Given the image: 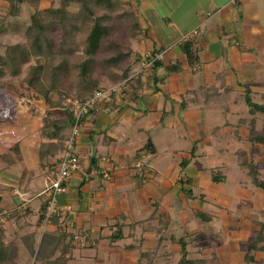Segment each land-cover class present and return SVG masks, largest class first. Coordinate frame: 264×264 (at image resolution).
<instances>
[{
	"label": "crops",
	"instance_id": "1",
	"mask_svg": "<svg viewBox=\"0 0 264 264\" xmlns=\"http://www.w3.org/2000/svg\"><path fill=\"white\" fill-rule=\"evenodd\" d=\"M125 3L136 19L131 37L138 45L136 58L125 65L127 76L138 67L141 52L160 51L162 59L142 76L128 81L121 93H115L107 112H91L82 119L76 140L82 169L71 175L66 191L58 196L60 205L70 204L72 208L60 212L50 226L69 235L67 255L77 264L83 259L88 264L109 260L112 250H123L125 256L135 259L137 249L161 250L167 242L178 246L180 252V238L186 247L191 239H197V229L188 226H201L206 220L209 225L216 224V219L225 225L238 220L230 218L228 211L236 197L242 198L234 209L241 211L240 216L244 211L241 205L250 209L256 204L253 193L240 183L238 187L247 197L222 191L226 179L214 182L211 172H203L207 166L197 162L201 158L198 146L209 143L201 140L200 122L212 124L200 116L205 113L213 117L211 113H215L204 106L214 103L221 92L229 99L234 90L245 101V83L258 86L264 82L260 77L264 74V0ZM185 35L188 38L182 40ZM184 42L190 43L193 53L189 59ZM24 107L30 110L24 111ZM17 108L12 124L0 131V208L21 210L9 215L17 224L20 217L22 223L34 220L39 230L36 240H40L41 223L36 221L44 204L43 188L36 193L41 199L34 207L33 196L28 193L35 178L43 177L45 187L61 155L70 122L63 107L49 106L42 99L33 98ZM147 140L155 147L154 154L143 149ZM182 159L187 160L184 168ZM23 171L27 179L22 178ZM196 199L203 204L197 205ZM181 201L198 208L192 220L179 209ZM246 218L254 224L255 219ZM181 226L186 231L179 234ZM116 230L121 237L112 242L109 236ZM76 234L80 238L71 240ZM236 236L237 231L229 237ZM83 251L88 254L85 258L80 255ZM161 252L160 257L163 249Z\"/></svg>",
	"mask_w": 264,
	"mask_h": 264
},
{
	"label": "rangeland",
	"instance_id": "2",
	"mask_svg": "<svg viewBox=\"0 0 264 264\" xmlns=\"http://www.w3.org/2000/svg\"><path fill=\"white\" fill-rule=\"evenodd\" d=\"M93 6L94 13L100 17V22L108 26V34L102 37L93 55L96 65L92 68V75L100 81L96 87L98 88L106 87L108 84L111 85L113 81H117L118 78L112 79V71L115 72L116 70V73H120L121 68L125 67L130 59H135L138 45L136 39H132L131 37V32L134 28L131 26L133 20L130 14L134 15V13L133 10H130L128 4L125 3V0H118L117 5L113 7L104 5ZM48 7H60L65 12L62 24H55L52 28H45L46 34L50 37L52 48L59 56L66 59L68 65V69L58 76L56 84L50 93V99L53 100L55 98L53 101L60 99V104L58 105L60 108H64L68 98L79 96L77 94H80V96L86 94V92L83 93V91H79L78 87H76V73L77 64L81 59L86 57L84 54L85 38L93 20L91 18L82 19L77 17L81 12L80 0H25L17 16H8L7 3L0 0V26H2V28L0 27V54L4 52L8 44H26L28 39L25 29L30 23L31 13ZM48 18L49 15L42 13L39 16V21L45 25ZM118 51L124 54V57H121V62H119L120 69H116L112 64L106 65L103 68L101 66L102 61ZM41 60H43V57H41ZM58 61V58L54 59L53 64H56ZM31 62H34V60L32 59ZM26 69L27 65H23L17 76H10L8 74L0 76V113L2 115L11 113L14 116V112L18 109L17 106H24L31 99L37 98L34 96L35 92L31 88L24 86V83L21 84V80L26 74ZM234 74L238 76L237 73ZM250 76L252 75L250 74ZM260 77L261 81H264V74H261ZM40 81L41 88L49 86L50 78L47 70L42 73ZM245 88L248 89L249 96L254 102L264 104V82L258 86L257 84L245 83ZM245 94L246 90L244 89L243 95ZM228 98L224 99V94L221 92V95H219L214 103L204 106L207 111L213 112L215 110V113H211L213 117H208L209 115H205V113H202L200 116L205 117L207 120L210 119L212 124L206 123L204 120L200 122L201 128L199 132H202L201 136H203L201 140H207L209 143H205L201 147L198 146L201 158L197 163L198 165L202 163L204 166H207V170L203 169V172L205 170L207 173L211 172L212 175L219 173L221 177L226 179H224V183L227 188H223L222 191L227 189L226 192L229 194L234 193L235 196L236 194L237 196L242 194L247 197L246 192L238 187L240 183L253 193V201H256V204L249 207L250 209H247L245 205H241L240 209L244 211L240 216L239 213L241 211L234 209L240 204L238 202H241L242 198L236 197L235 201H232L233 203L231 202L229 205L228 211L230 218L237 217L239 218L238 220L230 222L227 225L221 224L219 222L221 221L220 219H216L217 222L213 225H209L208 220H206L201 226L198 224L188 226L189 229H197V239H191L187 245L188 258L193 259L196 264H264L263 249L261 251H252L253 262H246L244 259V246L251 240V237L259 227V223H264V191L252 184L251 176L247 172L249 165H254L257 170V176L264 179V144L252 142L249 139V135L253 133L264 134V114L249 112L244 99L241 100L243 97L240 98V93L235 90L232 91ZM44 102L47 103L46 101ZM226 102L228 103L227 105ZM25 109L27 111L30 110L28 107H24V111H26ZM223 113L227 115L230 113V115L234 116L223 117ZM202 124H208V126ZM201 145H203V142ZM240 161L243 162L242 165ZM11 180L14 181V179ZM43 184V177L35 178L31 183L28 194L33 196L31 201L33 207L41 199V197L35 196L38 191L44 188ZM10 187L13 188V186ZM234 187H237V189L233 192ZM244 199L246 198L244 197ZM196 204L202 205L203 201L196 199ZM179 209L188 213L190 220L194 218L193 214L198 212L196 211L198 208L193 206L192 202L188 205L187 201L186 203L182 202L179 204ZM1 210H5V212L2 213ZM19 211L21 212V210ZM19 211H13L6 207L0 208V236L2 237L3 244L7 245L10 252L14 253V261L18 264H44L38 259L36 254L31 255L28 249L30 241H33L34 247L37 248L41 240V238L40 240H35L39 234V230L35 229L34 220L26 219L22 223L20 217L17 219L20 224H17V221L9 217V215L19 214ZM246 217L255 219L254 224L248 221L249 219ZM182 218H187V215ZM56 221L53 217L51 223L43 225L41 220L40 231L42 230V234L61 233L56 229H50V226ZM181 227L182 229L177 231L180 232L179 234H182L181 232H184V230L186 231V229H183V226ZM32 228L33 230H31ZM34 229L37 232L34 233ZM235 231H237V236L229 237ZM162 249L163 255L160 257ZM162 249L143 251L137 249L135 251L136 258L138 257L137 259L135 258L136 260L125 256L123 250H112V258L109 260L103 258L102 261H97V264H173L178 262L180 258L178 246L171 247L170 243L167 242L165 248ZM80 255L85 258L88 254L83 251ZM75 261H71L70 259L69 263L77 264V261ZM83 262H87V260L83 259L79 264L90 263Z\"/></svg>",
	"mask_w": 264,
	"mask_h": 264
},
{
	"label": "trees",
	"instance_id": "3",
	"mask_svg": "<svg viewBox=\"0 0 264 264\" xmlns=\"http://www.w3.org/2000/svg\"><path fill=\"white\" fill-rule=\"evenodd\" d=\"M7 3V15L17 16L19 14L21 5L25 0H3ZM118 0H80L81 12L77 15L79 18H91L93 20L92 25L85 38L84 54L86 57L81 59L77 64L76 73V87L79 91L86 92L85 95H89L94 88L100 83L99 79L92 75V68L96 65L93 60V55L97 50L100 40L102 37L108 34V26L100 22V17L96 15L93 11V5L95 6H107L113 7L117 5ZM92 4V5H91ZM49 15L46 24H42L39 21L40 14ZM133 22L131 26L136 28L135 16L130 14ZM65 18V12L62 8H45L41 11L32 12L30 15V23L25 29L27 36V43H14L8 44L5 50L0 54V76L6 74L10 76H17L23 65H27V71L25 76L21 80V84L31 88L35 93L34 96L37 99H42L46 101L49 106H57L60 104V99L53 101L50 99V93L56 84L58 76L62 72L68 69L67 61L62 56H59L57 52L51 46L50 37L46 34V27L52 28L55 24H62ZM2 28V26H0ZM184 52L189 58L192 57V51L190 50V43L184 42ZM124 54L121 51L107 57L102 61L101 66L104 68L106 65L114 66L116 69H120L119 62H121V57ZM43 57V60H41ZM58 58L59 61L53 64V60ZM34 62H31V60ZM103 64V65H102ZM47 70L49 73L50 83L49 86L41 88L40 77L42 73ZM127 67L121 68L120 73L112 71V79L118 78L117 81L122 80L127 77ZM99 88V87H98ZM245 94V103L248 106V110L251 113L260 112L264 114V104L254 102L249 96L248 89ZM79 93V92H78ZM79 95L78 97H83L85 95ZM66 111L65 119L70 122L72 121L71 111ZM12 114L5 113L2 115L0 113V131L5 126L12 122ZM85 117V116H84ZM56 129V130H55ZM59 127L54 128L57 131ZM249 139L252 142L264 144V134L253 133L249 135ZM143 149L148 150L150 153H155V147L150 140H147L143 145ZM193 155V152H192ZM2 155L0 154V159ZM264 160V159H263ZM187 164V160L182 159L180 165L184 168ZM242 165L243 162L240 161ZM249 165V164H248ZM248 174L251 176L252 184L264 191V179L257 176V170L254 165H249L247 170ZM22 178L28 177L26 171L21 173ZM212 180L217 182L221 180L219 173L212 175ZM44 204L40 207L39 215L37 218V224H39L43 217ZM199 216H202L200 213ZM55 221L57 215L54 216ZM34 235V234H33ZM67 233H43L39 245L34 247L33 241L29 243L28 249L31 255L38 256V259L44 264H70L67 253L69 252V244L67 242ZM121 237L120 230L112 232L109 236L110 241H115ZM36 240V239H35ZM36 242V241H35ZM264 223L260 222L259 227L256 232L251 237V240L244 246L245 254L244 259L246 262H253L254 258L252 256V251L264 250ZM180 243V258L178 262L173 264H196L193 259L188 258V250L186 243L183 238L179 239ZM37 249V250H36ZM58 252V254H56ZM55 254V255H54ZM14 253L10 252L7 245L3 244L2 237L0 236V264H18L14 261ZM35 256V257H36ZM55 256V257H54Z\"/></svg>",
	"mask_w": 264,
	"mask_h": 264
},
{
	"label": "built area",
	"instance_id": "4",
	"mask_svg": "<svg viewBox=\"0 0 264 264\" xmlns=\"http://www.w3.org/2000/svg\"><path fill=\"white\" fill-rule=\"evenodd\" d=\"M196 33V30L193 31ZM187 35L182 40L187 39ZM162 59L160 51H144L139 54L138 67L133 70L127 77L106 87L94 89L89 95L83 97L74 96L67 99L65 110L71 111L72 121L69 132L64 139L61 155L57 161L56 167L49 172L45 187L42 190L44 195V211L42 224L51 223V219L63 211L71 210L70 204L60 205L58 196L66 191L68 179L76 171H80L81 161L76 150V140L78 138L82 119L91 112L105 111L110 109L115 93H121L122 88L131 79L145 74ZM84 180L89 178L88 173L84 171ZM67 226H71L68 223ZM73 240H78L79 235H73Z\"/></svg>",
	"mask_w": 264,
	"mask_h": 264
}]
</instances>
